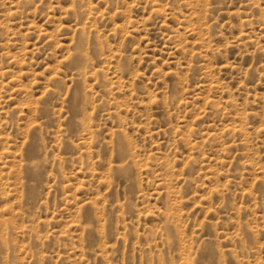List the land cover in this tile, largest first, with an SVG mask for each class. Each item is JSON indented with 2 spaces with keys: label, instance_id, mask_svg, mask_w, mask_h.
<instances>
[{
  "label": "rangeland",
  "instance_id": "obj_1",
  "mask_svg": "<svg viewBox=\"0 0 264 264\" xmlns=\"http://www.w3.org/2000/svg\"><path fill=\"white\" fill-rule=\"evenodd\" d=\"M0 264H264V0H0Z\"/></svg>",
  "mask_w": 264,
  "mask_h": 264
}]
</instances>
